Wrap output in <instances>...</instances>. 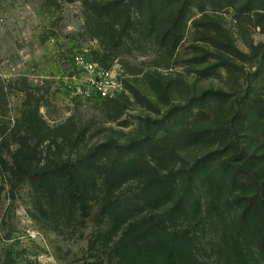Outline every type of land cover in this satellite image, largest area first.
Masks as SVG:
<instances>
[{
    "label": "trees",
    "instance_id": "trees-1",
    "mask_svg": "<svg viewBox=\"0 0 264 264\" xmlns=\"http://www.w3.org/2000/svg\"><path fill=\"white\" fill-rule=\"evenodd\" d=\"M82 8L104 51L92 61L106 69L121 55L140 51L142 41L159 47L169 62L199 12L191 28L197 34L193 48L202 53L195 52L191 63L201 67L195 70L201 77L227 74L233 86L196 95L162 119H147L144 135L127 144L108 142L66 160L50 153L75 133V124L50 126L39 102H29L13 127L0 130L1 173L13 188L27 185L34 207L56 227L95 210L110 258L85 264H207L192 231L176 228V219L189 214L222 227L218 264H264V42L243 52L210 16L232 10L241 24L264 31V0H83ZM125 93L96 102L119 119ZM135 96L144 104L139 92ZM0 99L8 100L1 88ZM196 146L212 150L179 170L161 168ZM134 180V191L121 192Z\"/></svg>",
    "mask_w": 264,
    "mask_h": 264
},
{
    "label": "rangeland",
    "instance_id": "rangeland-1",
    "mask_svg": "<svg viewBox=\"0 0 264 264\" xmlns=\"http://www.w3.org/2000/svg\"><path fill=\"white\" fill-rule=\"evenodd\" d=\"M82 2L0 0V88L8 96L7 101L0 99V130L10 123L13 127L26 104L39 102L40 114L50 126L68 121L75 124V133L50 153L56 160L74 159L101 144H127L142 137L147 119H162L171 107L196 95L209 90H231L233 83L227 74L201 77L195 71L201 67L191 63L196 53H202L193 48L197 34L191 28L192 21L202 15L195 12L169 62L159 47L144 41L140 51L121 55L112 62L127 90L119 100L124 108L119 119H114L115 110L105 104L73 97L68 85L78 75L76 54L90 60L96 59L97 53L99 58L104 55L99 41L86 27ZM210 16L243 52L264 42V31L241 24L232 10ZM137 92L144 104L135 96ZM210 150V146L180 150L179 157L160 166L164 171H176ZM4 159H9L7 153ZM136 185L135 180L130 181L121 192L134 191ZM197 185L205 203L207 194L200 182ZM96 217L93 210L89 217L82 214L74 223L56 227L34 207L29 187L13 188L0 171V264H85L88 260H108L110 247L98 233ZM176 220V228H188L195 235L199 254L206 263L218 264L222 227L213 224L216 220H201L192 214L180 215Z\"/></svg>",
    "mask_w": 264,
    "mask_h": 264
},
{
    "label": "built area",
    "instance_id": "built-area-1",
    "mask_svg": "<svg viewBox=\"0 0 264 264\" xmlns=\"http://www.w3.org/2000/svg\"><path fill=\"white\" fill-rule=\"evenodd\" d=\"M74 64L78 75L73 76L68 89L73 97L96 102L113 99L125 91L117 68H103L84 55L76 54Z\"/></svg>",
    "mask_w": 264,
    "mask_h": 264
}]
</instances>
